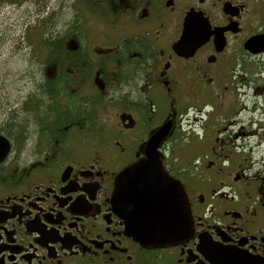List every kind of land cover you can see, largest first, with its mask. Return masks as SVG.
<instances>
[{"label": "flooded vegetation", "instance_id": "af4514ba", "mask_svg": "<svg viewBox=\"0 0 264 264\" xmlns=\"http://www.w3.org/2000/svg\"><path fill=\"white\" fill-rule=\"evenodd\" d=\"M73 3L92 16L61 31L79 64L49 66L60 125L34 129L29 94L27 129L12 131L16 109L9 130L0 124V264H264V133L226 123L242 110L238 91L264 90V0ZM187 20L209 32L189 55L175 49ZM166 125L157 149L187 190L192 229L146 244L122 216L116 178Z\"/></svg>", "mask_w": 264, "mask_h": 264}, {"label": "rangeland", "instance_id": "374dc122", "mask_svg": "<svg viewBox=\"0 0 264 264\" xmlns=\"http://www.w3.org/2000/svg\"><path fill=\"white\" fill-rule=\"evenodd\" d=\"M91 16V10L85 8L77 10L73 6L72 0H8L0 2V124L2 126L8 125L12 119L11 114L14 106L20 103L28 93L33 91L35 93L38 84L43 82L46 72L48 69L50 70L52 58L46 59L43 53L44 49H40V45L33 40L41 38L42 34L40 35L39 31L46 32L45 35L53 33L56 36L61 33L65 24L72 18H80L79 24H83V19L87 23L86 18H91ZM31 40L37 47L35 50ZM41 56L44 58L42 66L38 63ZM248 64L244 63V65ZM50 75L52 77V71ZM253 93V89L238 91L242 110L238 114L236 113L237 115L234 114L232 120H226V123L231 124L230 130L243 129L249 132L253 127L258 128L259 133H264V129L259 127L261 125L259 121H263L262 118H264V90L257 95H253ZM3 97L10 98L11 103ZM254 107H256V111H253ZM256 113L259 116L255 117ZM36 116V114L32 116L34 129L40 126L39 120L42 119ZM26 120L25 115H21L18 117L17 123H20L21 126ZM191 123L196 122L192 121ZM257 154L259 157L262 156L261 153ZM189 155L192 153H180L183 159Z\"/></svg>", "mask_w": 264, "mask_h": 264}, {"label": "water", "instance_id": "95a60500", "mask_svg": "<svg viewBox=\"0 0 264 264\" xmlns=\"http://www.w3.org/2000/svg\"><path fill=\"white\" fill-rule=\"evenodd\" d=\"M204 29L205 26L198 27L187 20L175 49L185 55L194 53L209 35ZM168 130L166 125L154 134L148 141L146 158L126 167L116 178L114 198L120 204L122 216L130 232L146 244L176 243L188 237L192 229L187 191L179 182L166 178L157 149ZM5 139L0 135V161L8 150Z\"/></svg>", "mask_w": 264, "mask_h": 264}, {"label": "trees", "instance_id": "16d2710c", "mask_svg": "<svg viewBox=\"0 0 264 264\" xmlns=\"http://www.w3.org/2000/svg\"><path fill=\"white\" fill-rule=\"evenodd\" d=\"M2 1H8V0H0V2H2ZM11 1H13V0H11ZM70 23H72L74 25V27H76V24H77L76 20L72 19L70 21ZM71 30H74V29L69 28V31H71ZM39 32H40V35L42 34L41 38L33 39V40L35 41L36 44L40 45V49H44L43 53L45 54L46 59L49 57L52 58L51 63L66 59V61L71 62L75 66H77L79 64L80 61H78V59H77L79 57H70V56L65 57L63 47H61V45H60L61 35L63 34V32H61L60 34H58L56 36L53 35V33L50 35H47V34L45 35L46 32H43V31L42 32L39 31ZM31 33H33V32H31ZM35 43L33 42V44L35 46L34 50L37 48ZM34 50H33V52H34ZM43 61H44V58H43V56H41L39 59V62H38L40 66H42ZM47 74H48V72H46V74H45L46 77L44 78L43 82L38 84V87L36 88L35 93L33 91L28 96L27 95L26 96L31 103V115L34 116V114H36L37 115L36 117H38L40 119L42 118L41 120H39V124H41V125L45 124V126H48V124L46 122H49L50 124L51 123L55 124V122L57 121L58 122L57 125H54L53 127H51V129H54L60 125V123L62 121V117H56L54 114L55 113L54 107L56 106V103L52 104L51 98L55 99L56 92H58V86L52 85V83L56 82V80L52 79L53 76L51 78ZM3 99H7L8 102L11 103L10 98L3 97ZM21 102L18 103L17 105H15L14 110H13L14 112H15V109L17 110V113H16L17 119L19 116H21L20 114L23 113L20 110ZM49 110L53 114H51L49 112ZM11 116H12V114H11ZM11 121H12V119H11ZM19 124L20 123H17L15 128L14 127L11 128L13 132H16L15 135H17V136H19V133H18L19 130L27 129L26 121H25V123H22L21 126ZM6 128H7V130L10 129L9 123L6 126ZM51 129H50V131H51Z\"/></svg>", "mask_w": 264, "mask_h": 264}, {"label": "bare ground", "instance_id": "6f19581e", "mask_svg": "<svg viewBox=\"0 0 264 264\" xmlns=\"http://www.w3.org/2000/svg\"><path fill=\"white\" fill-rule=\"evenodd\" d=\"M202 36V35H201ZM200 36V37H201ZM7 145H8V149H9V144H8V141L5 139V141H4ZM8 151V150H7ZM7 153V152H6ZM6 155V154H5Z\"/></svg>", "mask_w": 264, "mask_h": 264}]
</instances>
